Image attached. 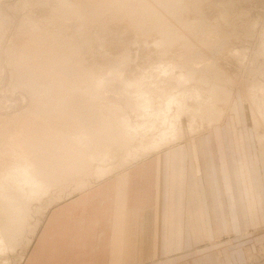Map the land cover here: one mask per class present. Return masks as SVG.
I'll return each mask as SVG.
<instances>
[{
  "label": "bare ground",
  "instance_id": "bare-ground-1",
  "mask_svg": "<svg viewBox=\"0 0 264 264\" xmlns=\"http://www.w3.org/2000/svg\"><path fill=\"white\" fill-rule=\"evenodd\" d=\"M185 1L109 0L106 3L107 7L104 8L103 6V11H105L106 14H115L120 17H126L128 20L130 19L133 21L135 26H137L138 29H141L142 31L143 29L145 31V29H148L149 27H151V30L155 28L159 30L163 34V37L162 34L160 35L163 40L161 41L160 38L158 44H161V46L164 48L166 46L173 47L174 44L179 40L184 42V48H182L187 50L186 52L188 53V55H182L185 58L183 57L182 59L180 56V61H176L177 63L175 61L173 62V59L171 58V62L170 60L168 62L169 64L171 63V65H166V67L168 66L169 68H166L165 66L159 67L158 71H148L149 75L147 74V76L144 74V72H140L143 75H135L133 79L124 77V79H120L117 78V75H120L124 72H119L120 70H118V67V69L115 68L116 71L118 70L115 72L116 74L118 73L115 77H111L114 71L111 72L109 77H107L108 74H102L103 76L101 75L100 77L94 76L92 74L88 76L87 72L82 70L83 68L80 66V64H78V66L82 68V71L77 67L75 69L74 66H70V63L72 65L74 62L72 61L74 58L73 56L79 54L78 52L80 51V47L82 45L78 47L74 46L72 43V46L70 44L71 41H68L69 43L65 41L70 45H67L64 42L63 44L61 41L64 36L62 38L60 37L61 41L60 43H57H62L60 46H56V42H58V40L55 42V40L51 39L54 41L53 44H55L56 47H53V44L52 46H48L47 42V47L43 48L41 61L48 63L50 70L53 69V71L56 69L59 70L57 67L61 66V68H63V72L61 73L64 74L62 75L63 79L66 75L68 77H73V79L76 81V79L81 75L83 82H81V76L78 78V80L80 79L81 84L84 82L87 83H85L86 85L82 84L85 85L84 87L79 84L80 87L76 86L72 89L70 88V85L68 90L70 88L71 91H76H72L73 96L70 95L71 92L69 94L67 89L66 90L68 94H65L64 92L66 90L64 91L62 88L64 97L62 96L63 94L60 95L62 93L61 89H59L61 91L60 93L57 91V88L51 87L50 85L51 88L49 89H54L49 91L47 90L49 96H47L48 94L45 96L47 100L46 103H44V106L42 105V112L40 111L42 116L36 121L33 120L35 123L31 125L33 126L32 130L27 133H16L20 134V136L13 135V133H11L13 138L11 137L10 143L8 141L10 140V137L7 136L8 142H6V144L14 147L15 144L12 143H15L14 141L16 140V144H18L17 146L22 147L19 149L21 150L24 148L25 151H22H24L23 153L26 154L23 156L25 161L21 162L23 160L21 156L22 160L20 159V163L19 161L16 162V164L19 163L17 166L20 165L18 168L14 166L12 170H9L8 168H4L2 166L3 174L0 171V254L6 253L5 251H8L9 248H13L21 238L24 224H26V220L30 211V202L32 199L41 202H43L44 199H49L53 188L58 187L63 182H66L70 177L81 175L83 173L95 178V183H97L98 181H101L116 173L120 168H125V166L130 165L131 163L142 160L143 157L146 158L156 152L181 143L184 141L183 139L186 136H189L191 138L190 140H194L196 136L201 135L203 132L209 130L211 131L215 127L222 126L225 123V120L229 116L230 111L234 106L235 91H231L227 88L226 83L229 80L228 75L220 72V70H216L218 73L212 74L213 66L210 58L207 57V54L209 53V48L226 47L229 36L224 30L226 26H231L232 17H230L229 14H221L222 22L226 25L225 27L222 24L216 25V27H219L217 28L218 30L215 29V25H207L206 20L208 18L205 19L204 16L203 18L198 16V22L193 23L191 21L192 23H190L188 22L189 20H185L182 17V12L180 11L185 9V6H187L188 3ZM55 3L57 4L56 1ZM58 3L60 6V9L58 7L59 11L64 9L63 12H61L65 14V16L70 15L72 18H74L73 16H79L78 12L80 11L79 8L76 9V4V6L73 7V4L71 6V3L69 4L68 0H58ZM51 4L53 3L51 2ZM56 4H54V6ZM45 5H47V7L49 6L48 4ZM49 8H51V6ZM65 11L68 14L64 13ZM82 13L83 12L81 11V14ZM96 20L98 21V19ZM259 20L262 21V18H258L257 20L255 19V21L251 20L254 22L249 21L250 25L248 28L251 26V30L246 29L249 32L247 36L249 35V37H253L256 34L259 39L258 48L254 52L255 60H257L259 57L264 59V21L262 23ZM3 22L6 21L4 20ZM2 24H0V27H3ZM196 24L198 27L195 26ZM220 25H222L224 29H220V27H222ZM207 26L209 27L207 28ZM0 29L3 30V28ZM232 30L234 31V29ZM231 32L232 31H230V34ZM213 33L216 34H214L216 37L214 35L213 37L211 36ZM74 34L75 32H73V35ZM76 36L75 38H79ZM80 37L82 36L80 35ZM51 40L50 42H52ZM77 41L80 42L82 40L79 39ZM77 41L75 43H78ZM39 46L42 47V45ZM166 49L168 50V48ZM239 50H236L234 55L236 54L238 59L244 61L246 54L250 49H241V51ZM159 53H161L160 50ZM164 53H166V50H164ZM71 57L73 58L70 59ZM209 61L211 64H209ZM44 63L42 65H44ZM202 63H204V68L200 69L198 65ZM34 68L37 69V67ZM115 69L113 68L112 70ZM202 71L208 72V76H202ZM77 73L80 74L78 77H76ZM198 73H201L202 78H196ZM260 74V80L253 79L250 83H248L246 91L248 94V101L243 107V110L245 111L244 113H247V119L249 122H251V124L254 126H252V128H254L256 132V138L259 145H264L263 65L260 69ZM122 75L123 74H121V76ZM15 77H17V75ZM233 78L234 77H232V79ZM21 80L23 81L24 79L21 78L17 80V82H20ZM26 83L25 85H27ZM59 83H61V86L59 85L61 88L63 81L61 80ZM29 84L31 85V83ZM65 84L66 82H64V85ZM50 91H56V93L53 92L55 94L59 93L57 95L58 97L56 95V97H54V94ZM108 93H110L109 95L115 93L114 97L118 95V98H121V100L123 99V102L121 101V103L117 101L118 103H113L112 100H110V103H105L103 100L109 98L106 95ZM59 95L65 98L66 101L68 100L66 97L69 95L70 99L66 104H64L65 100H62V97L59 98ZM58 98L64 102L57 101ZM35 107L34 109H36ZM185 119L188 120V125H185ZM3 144L5 143L3 142ZM9 145L7 146L10 148ZM8 147L6 150H8ZM13 147L12 150L14 148L17 149L16 146L14 148ZM15 151L16 150H14V153L13 151L10 153L7 152V154L15 155ZM2 152L6 153V151ZM2 152H0V154ZM16 153H20V151L18 150ZM21 154H16L18 155L17 159ZM13 155L10 159H12L14 162L16 155L14 159ZM4 169H8L5 174ZM11 181L15 182V187H12L13 184H11ZM78 187H82L81 191L85 190L87 187L86 182L82 181V183L78 184ZM49 208H51V206ZM49 208L46 209L43 217ZM40 223L41 221H38L35 225L33 236H35L37 233Z\"/></svg>",
  "mask_w": 264,
  "mask_h": 264
},
{
  "label": "crops",
  "instance_id": "crops-1",
  "mask_svg": "<svg viewBox=\"0 0 264 264\" xmlns=\"http://www.w3.org/2000/svg\"><path fill=\"white\" fill-rule=\"evenodd\" d=\"M215 128L218 143H179L52 206L23 264L246 262L257 242L218 240L264 215V151L240 144L243 127ZM225 133L239 144L220 143Z\"/></svg>",
  "mask_w": 264,
  "mask_h": 264
},
{
  "label": "rangeland",
  "instance_id": "rangeland-1",
  "mask_svg": "<svg viewBox=\"0 0 264 264\" xmlns=\"http://www.w3.org/2000/svg\"><path fill=\"white\" fill-rule=\"evenodd\" d=\"M55 1L57 2V4L55 3ZM68 1H69V4L71 3L70 4L71 6L73 4V7L77 5L76 9L79 8L80 12H78L77 10L76 11L79 13V16L78 15L73 16L74 18L70 17V15L65 16V14L62 13L64 9H61L62 12L59 11L60 6L58 3V0H50V1L49 0H35V1L34 0H24V1L23 0H0V16H1L0 24L3 23L2 24L3 27H0V28H3V30L0 29L1 30L0 31L1 32L0 33V37H1L0 38V145H1L0 150L6 151V153H3L2 151H0L2 152L0 154L1 173H2L3 167L4 168L6 167L9 170H12L14 166L16 168L20 166V165L17 166V164L20 163V161L23 159L24 154H26V153H23L25 149L23 148L20 150L19 148L21 146L20 145H19L20 147L17 146L18 144H16L17 143L16 140L14 141L15 143H12V144H15L14 147L16 146L17 149L9 144H6V142L9 141L10 143L11 137L13 138V135L20 136V134H16V133H20V132L27 133L32 130L33 126L31 125H33V123H35V121L42 116L40 111L43 109L44 103H46L47 98L45 96L48 94L47 90L48 91L53 90L54 88L53 89H49V88L55 87L58 89L57 91L61 93L62 88L65 91L66 89L68 90V87H70V85H71L70 88L72 89V88H75L76 86L80 87V85L87 83V82H84L81 84V82H83L82 80L83 78L78 73L76 77L80 75L81 77L80 76L79 77L81 79V82H80V79L78 80L79 77L76 79V81L77 80L79 81V82L77 81L78 83L71 76L68 77L65 75L63 79L62 75L64 74L61 73L63 72L62 71L63 68H61V66L57 67L59 68V70L58 69L55 70L54 68L55 71H53V69L50 70L48 63H44V61L43 62L41 61L43 48L47 47L46 45L47 42H48V46H52L54 42L52 40H55V42L56 40H58V42H56V46L62 45L63 42L67 44L68 41L69 42L71 41L70 44L72 45L73 43L74 46L80 47V45H82L80 47V51L78 52L79 54L75 55L76 57L73 56L74 58L73 57L70 58V59L73 58L72 61H74L72 65L70 63V66L71 67L74 66L75 69L77 67L80 70L83 68L82 70L83 71L85 70L84 72H87L88 76L92 74L98 77H100L102 74H106V75L108 74L107 77H109L111 75V72L113 71L114 72L111 77H115L118 74V73L116 74L115 72H117L118 70H120L119 72H124V73H121L124 76L123 75L121 76L120 73H119L120 75H117V78H120V79H122L123 77L133 79L135 75L136 76L143 75L141 74L143 72L147 76V74L149 75L148 71L149 72L153 70L158 71L159 67H162V66L166 67V65L169 64L168 63L169 60L171 62V58L173 59V62L174 61L179 62L180 56L183 59L184 56L182 55H188V53L186 52L187 50L183 49L184 42L182 40H179L177 43H175L173 47L166 46L164 48L163 46H161V44L160 45L158 44L160 41V38H161V41L163 40L162 39L163 34L156 28L151 30L150 29L151 27H149L148 29L146 28L145 31L144 29L142 31L141 29H138L137 26H135L133 21H131L130 19L128 20V18L126 17H120L115 14H111V15L106 14L105 11L103 10L105 7H107L106 3L109 0L108 1L107 0H99V1L98 0H88L89 2L87 0H77V1L68 0ZM18 2H20L22 5ZM51 2L53 4H51ZM185 2L188 3V4L186 3L187 6H185V9L180 10V11L182 12V17L185 20H189L188 22L190 23L198 22L199 21L198 16L201 18H203L204 16L205 19L208 18L206 20L207 25H210V26L215 25L214 27H216V25L222 24L225 27L226 24L222 22L221 14L223 13H225L226 15L229 14L230 17H232L231 20L233 24L231 23V26L229 25L226 26L224 30L225 33H228V36H229V39H228L229 46L228 44H226V47L224 46L221 48H209L208 50L210 54L209 53L207 54V57L210 58V61L213 66L212 74L218 73L216 70H220V72L228 75L229 80L226 83L227 88L230 89L231 91L232 90L235 91L234 106L232 110L230 111L229 116L225 120V123L221 127H217V128H224V129L226 127L227 128H230V127L231 128L232 127L233 128H240V127L245 128L246 135L243 136V138L241 136L240 144H243V145L247 144L246 146L248 148V151L253 152V153L257 152V154H260L259 151H264V149H261L259 146H262L264 148V145L258 146L259 143L256 138V132L254 128H252L253 125L251 124V122H249V120L247 119L248 116H247V113H244L245 111L243 110V107L248 101L247 99L248 94L246 92L248 83H250L253 79H258V80L261 79L260 69L262 65L264 66V59L262 57H259L257 60L254 59L255 58L254 52L258 48V44H259L258 37L256 36V34L253 36L254 38L251 36V34L250 36L252 38L249 37V35L247 36V34L249 33L248 30H251L250 29L251 26L248 28V26L250 25L249 21L251 20L255 21V19L257 20L258 18L259 19L262 18V21L259 20L262 23L264 21V0H186ZM44 3L48 4L49 6L47 7V5H45ZM88 3H91V4H88ZM54 4H56L55 6L57 8L54 6ZM52 5L54 6V8ZM50 6L51 8H49ZM46 7L48 10L46 9ZM52 9L58 12H55ZM81 11L83 12L82 14H81ZM64 13L68 14L66 11ZM112 15H113V18H112ZM96 19H98V21ZM2 20L3 21L5 20L6 22H3ZM254 21H251V22H254ZM195 26L198 27L197 24ZM223 26L220 27V29H222ZM208 27L209 26H207V28ZM217 28L219 27H216L215 29ZM232 29H234V31ZM229 30L232 31L231 34ZM73 32H75L74 35H73ZM79 32L82 37H80ZM161 34H162V37L160 36ZM214 34L215 33L211 34V36L213 37ZM76 35H79V36H76ZM75 36L79 38H75ZM54 37L58 39H55ZM60 37L61 38L63 37L64 39L62 38V41H61ZM65 37H66V40H65ZM79 39L82 41L80 42L77 41ZM50 40L52 42H50ZM60 41L62 43L57 44V43H60ZM76 41L78 43H75ZM74 43L77 45H75ZM70 44H67V45H70ZM39 45H42V47ZM54 46L55 44H53V47ZM166 48H168V50ZM241 49L242 50L250 49L249 52H247L246 58L244 59V61L238 59L236 54L234 55L236 50L241 51ZM159 50L161 53H159ZM164 50H166V53H164ZM210 61H209V64H211ZM43 63L44 65H42ZM78 64H80L82 68L78 66ZM170 65L171 63L169 64V66ZM34 67H37V69H35ZM198 67H200V69L204 68V63L199 64ZM113 68L114 69L117 68L118 70L117 71L116 69L112 70ZM30 72L32 73L34 72L33 75ZM202 72H203L202 76L204 77L208 76V72L206 71H202ZM135 73H137L138 75ZM16 75L17 77H15ZM32 76L35 78H33ZM232 77L234 78L232 79ZM17 78L19 79L22 78L24 80L23 81L21 80L22 82L21 81L17 82V80H19ZM196 78L198 79L202 78L201 73H198L196 75ZM25 79L29 81H26ZM61 80L63 81V83H62V87L60 88L61 83H59V81L61 82ZM64 82H66L65 85H64ZM25 83L27 85H25ZM29 83H31V85ZM72 84H73V87H72ZM12 85L14 86V88ZM85 85H82V86L84 87ZM70 88L68 92L69 94L71 92L70 95L73 96V92L75 90H72L73 91L72 92ZM29 89H30V92H29ZM59 89H61V91ZM67 90L64 92L65 94H68ZM53 92L56 93V91H53ZM55 93H53L54 97H56L59 94V93L57 94ZM64 93L62 91L60 95L63 94L62 96L64 97ZM109 94L110 93L106 94L107 97L109 98H106L103 100L105 101V103L106 102L110 103L111 102L110 100H112L113 103L117 101L123 102V99L121 100V98H118V95L114 97L115 93L111 95ZM60 95H59V98L62 97ZM47 96H49V94ZM67 96L69 97L68 98L65 96L66 99H68L67 101L63 97L61 99L62 100L64 99L65 102L62 101L61 99L60 101L59 98L57 101L64 102V104H66L70 99V96L69 95ZM40 105L41 106L43 105V106L41 107ZM34 107L36 109L38 107V109L36 110L34 109ZM35 113H39V114H35ZM18 120H19V123H18ZM33 120L35 121L33 122ZM184 121H185V125L189 124L187 119H185ZM26 129L29 131H27ZM4 130L6 131V133ZM215 130L216 128L212 129L211 131L210 130L205 131L201 135L196 136V139L201 140L207 136H210L212 139H215V140H212V143H218L217 138L214 137L215 135H212V133ZM228 132H231V131H228ZM11 133H13V135ZM7 136L10 137V140H8ZM244 138L247 139L246 143L243 140ZM190 139L191 138L189 136H186L183 139L184 141H182L181 143H189ZM218 141H220V143H222L223 141V143H225L228 146L230 144V147L234 145V142L236 144H239V139H238L237 134H226L225 133L224 136L218 139ZM3 142L5 144H3ZM5 145L6 146L9 145L11 150L13 147L14 148L12 150L13 153H14V150H16L15 155L16 154L19 155L23 153L20 155V157H18L19 160L17 159L18 155H16V158H15V155L7 154V152L10 153L12 151L10 150L8 146H7L8 150H6L7 147ZM18 150L20 151V153H16L18 152ZM12 155L14 156L13 159L15 158V160L17 161L14 160L13 162V160L10 159L12 158ZM21 156H22V159H21ZM18 161L19 163L16 164V162ZM23 161L25 160L23 159L21 162ZM128 166L129 165L125 166V168ZM8 169H4V174L8 171ZM122 169H124V167L120 168L119 170H122ZM69 179L66 182H63L62 184H60L58 187L53 188L49 199H44L43 202L36 201L33 199L31 200L30 211H29V214L26 220V224H24L23 234L21 238L19 239L18 243L13 248H9L8 251H5L6 253L0 254V264H23L26 259V255L29 251V248L32 244L31 241L32 239H34V236H33L34 227L38 221L43 220V214L46 211V209H48L50 206L52 207L55 204H58L59 202L69 197H72L78 194L79 192L84 191V190L81 191L82 187L81 188L78 187V184L82 183V181L86 182L87 187L85 189L91 187V184L93 186L96 182L95 178L90 177L89 175H86L85 173L81 175H75L73 177H70ZM11 184H13L12 185L13 187L15 182L11 181ZM263 202H264V199H263ZM246 218L247 220L250 221V223L247 226L248 229L242 230V231L232 230L226 233L223 237H221L220 240H218V242H257V246H254L252 249H248L246 262H244L243 264H264V215H248L246 216ZM250 245L251 244L247 243V248H250Z\"/></svg>",
  "mask_w": 264,
  "mask_h": 264
}]
</instances>
